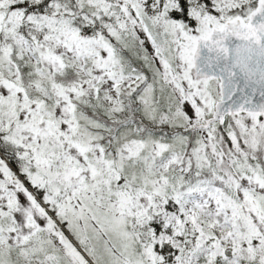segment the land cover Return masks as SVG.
I'll return each instance as SVG.
<instances>
[{
  "label": "snow or ice",
  "instance_id": "obj_1",
  "mask_svg": "<svg viewBox=\"0 0 264 264\" xmlns=\"http://www.w3.org/2000/svg\"><path fill=\"white\" fill-rule=\"evenodd\" d=\"M0 264H264V0H0Z\"/></svg>",
  "mask_w": 264,
  "mask_h": 264
}]
</instances>
